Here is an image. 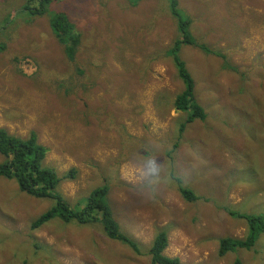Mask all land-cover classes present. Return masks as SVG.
<instances>
[{"label":"rangeland","instance_id":"obj_1","mask_svg":"<svg viewBox=\"0 0 264 264\" xmlns=\"http://www.w3.org/2000/svg\"><path fill=\"white\" fill-rule=\"evenodd\" d=\"M169 2L56 0L34 15L24 6L37 0H0V128L34 132L60 176L77 170L58 188L71 206L108 185L114 218L141 248L100 225L34 228L55 202L0 178V264H151L161 230L183 264H264L261 230L250 249L219 256L221 239L248 238L241 215L264 219V0H180L191 36L213 51L181 52L207 115L192 123L173 107L184 85L168 53L181 37ZM56 13L79 34L75 62L51 29Z\"/></svg>","mask_w":264,"mask_h":264},{"label":"trees","instance_id":"obj_2","mask_svg":"<svg viewBox=\"0 0 264 264\" xmlns=\"http://www.w3.org/2000/svg\"><path fill=\"white\" fill-rule=\"evenodd\" d=\"M56 0H37L36 6L26 4L24 9L34 15H43L47 8ZM137 3L138 0H130ZM32 3H35L32 1ZM170 11L177 21L178 33L181 35L169 49V56L178 72L179 78L184 85L173 104V107L183 113H188L187 123L205 121L207 115L204 108L197 102L194 90V80L185 66L181 57L182 49L192 47L201 52L212 53L211 49L199 45L198 41L191 36L190 22L182 11H180V0H170ZM51 29L63 46L65 56L75 62L78 46L81 43L79 34L64 13H56L51 19ZM5 49L0 44V52ZM185 124L182 129H184ZM47 149L39 143L37 135L33 132L27 138L10 134L6 129L0 128V155L3 160L0 162V178L15 181L18 188L35 198L52 199L55 204L52 209L44 213L33 223L34 228L42 227L44 224L59 219L67 223L78 225H100L103 234L110 240L128 245L136 253H141L139 244L130 236L126 235L114 218L113 212L107 201L109 186L103 185L95 188L89 197L83 199L84 205L71 206L59 193V186L62 181H74L77 177V170L71 169L60 176L55 169L44 165L47 157ZM180 194L186 202H195L198 197L189 188H180ZM232 213V212H231ZM233 215V214H232ZM234 216V215H233ZM245 219L250 234L246 240L223 238L220 240L219 256L223 257L229 252L238 248L250 249L255 244V235L258 230L264 232V219L260 216L241 215ZM169 246L168 233L159 231L153 240L149 253L151 264H183L179 258H172L165 254ZM235 264H242L239 260Z\"/></svg>","mask_w":264,"mask_h":264}]
</instances>
